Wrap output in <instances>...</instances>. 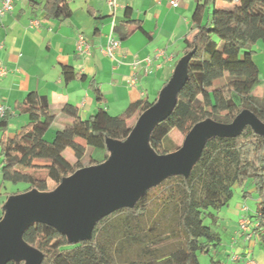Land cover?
<instances>
[{"label": "trees", "instance_id": "16d2710c", "mask_svg": "<svg viewBox=\"0 0 264 264\" xmlns=\"http://www.w3.org/2000/svg\"><path fill=\"white\" fill-rule=\"evenodd\" d=\"M45 5L54 18L72 15L68 0H46ZM192 25L183 49L191 54L188 80L172 114L150 136L158 155L182 147L173 132L186 137L206 120L228 124L250 110L264 123V96L254 95L261 85L254 56L257 43L264 41V0H198ZM137 28L149 36L141 24ZM63 74L66 82L78 76L68 66ZM157 100L144 98L122 116L99 108L85 119L67 104L62 114L72 122L49 141L46 134L55 121L52 115L43 116L49 99L29 93L19 107L29 121L19 134L7 137L9 117L0 118L2 184L28 185L7 199L32 190L49 192L50 183L56 188L79 169L105 163L110 157L107 140L127 141L139 117ZM98 101L103 102L100 95ZM249 181L258 207L248 218L252 231L264 236V136L247 126L237 137L208 140L188 177L171 175L148 189L134 207L103 217L91 239L73 243L57 229L34 223L24 240L42 253L41 264H201L199 255L212 251L216 255L209 264H230L217 255L222 240L213 227L233 198L234 187Z\"/></svg>", "mask_w": 264, "mask_h": 264}, {"label": "crops", "instance_id": "0c3cea01", "mask_svg": "<svg viewBox=\"0 0 264 264\" xmlns=\"http://www.w3.org/2000/svg\"><path fill=\"white\" fill-rule=\"evenodd\" d=\"M197 1L182 0L174 8L170 0H120L112 12L108 0H68L72 15L59 19L49 15L46 0H18L13 12L0 20V69L6 70L0 77V106L9 117L6 136H16L28 124V115L19 107L31 92L49 99V110L43 116H54L52 126L60 122L63 128L67 120L72 122L62 114L67 104L85 119L99 108L111 116H122L144 98H159L185 56V39L192 33ZM137 23L149 36L138 30ZM110 33L120 41L116 60L103 53ZM81 35L88 53L77 50ZM256 51L254 61L264 94V41L257 43ZM136 61L141 63L133 69ZM65 66L78 75L70 82L63 74ZM134 74L136 83L130 85ZM99 95L103 102L98 101ZM245 236L232 234L234 261L251 259L264 264V236L254 231L251 238Z\"/></svg>", "mask_w": 264, "mask_h": 264}, {"label": "water", "instance_id": "95a60500", "mask_svg": "<svg viewBox=\"0 0 264 264\" xmlns=\"http://www.w3.org/2000/svg\"><path fill=\"white\" fill-rule=\"evenodd\" d=\"M190 58L191 54L184 56L127 141L107 140L108 161L79 169L52 193L32 190L7 199L0 221V264H41L42 253L24 240L34 223L57 229L73 243L91 239L95 224L103 217L134 207L148 189L171 175L188 177L208 140L237 137L247 126L264 136V123L252 111L244 110L228 124L213 120L196 124L174 153L158 155L153 151L150 136L172 114L188 80Z\"/></svg>", "mask_w": 264, "mask_h": 264}, {"label": "rangeland", "instance_id": "374dc122", "mask_svg": "<svg viewBox=\"0 0 264 264\" xmlns=\"http://www.w3.org/2000/svg\"><path fill=\"white\" fill-rule=\"evenodd\" d=\"M263 85L258 86L259 90L257 91L258 98L262 99L264 94L261 93V88ZM67 125L71 124L70 120H67ZM63 127L60 122H57L54 126L50 128V132L47 135L48 140H52V136L55 135L57 130H61ZM172 138L177 142L183 144L185 137H183L180 133L173 132L171 134ZM0 162H1V149H0ZM0 218L4 216V204L7 201V196L11 195L15 192L24 191L28 185L25 183H11L5 182L2 184L1 174H0ZM57 188V187H56ZM54 184L50 183V191L47 193H52L56 189ZM246 192V195L245 193ZM258 207V195L255 192L254 186L249 182L245 183L243 186L236 185L234 187V196L231 199L228 206L221 209L219 212V222L217 226H214L213 229L215 232L219 233L221 236V245L218 248V257L227 261L230 264H250L249 259H243L239 262L234 261L233 254L231 251L233 237L232 234H241L240 230V219L243 216L251 217L256 213ZM243 208H247V211H243ZM238 214V215H237ZM209 222V221H208ZM252 228V227H251ZM245 235V234H244ZM247 237V235L245 236ZM240 239V238H238ZM245 240L244 238L240 239V241ZM216 254L212 251L209 255L201 254L199 255V260L201 264H209L211 260V256H215Z\"/></svg>", "mask_w": 264, "mask_h": 264}, {"label": "built area", "instance_id": "2783aa9c", "mask_svg": "<svg viewBox=\"0 0 264 264\" xmlns=\"http://www.w3.org/2000/svg\"><path fill=\"white\" fill-rule=\"evenodd\" d=\"M18 0H2L1 6H0V20L5 17L7 14L13 12L15 8V4ZM182 0H170V4L172 7L176 8L181 4ZM120 4V0H108V6L110 11L114 12L117 7ZM107 45L103 49V53L109 57L110 59L116 60V51L120 47V41L114 36L113 33H110L107 37ZM77 50L79 53H88L89 52V46L86 43L85 38L81 35L78 39L77 44ZM161 54V53H159ZM148 65H150L151 61L150 59L145 60ZM140 61H136L132 68L136 69L138 65L140 64ZM6 74L5 69H0V77ZM137 76L134 74L130 79L129 83L130 85H134L136 83ZM6 114V109L3 106H0V117H3ZM243 211H247V208H243ZM240 230L241 234H246L248 238L252 237V226L251 221L248 217L243 216L242 219H240ZM250 264H254L253 261H250Z\"/></svg>", "mask_w": 264, "mask_h": 264}]
</instances>
